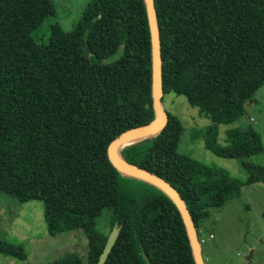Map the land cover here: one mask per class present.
Instances as JSON below:
<instances>
[{
  "label": "trees",
  "instance_id": "obj_1",
  "mask_svg": "<svg viewBox=\"0 0 264 264\" xmlns=\"http://www.w3.org/2000/svg\"><path fill=\"white\" fill-rule=\"evenodd\" d=\"M163 96H184L213 126L206 150L225 159L263 152L253 129L217 125L245 115L264 86V0H153ZM49 0H0V192L40 201L50 235L85 231L93 212L109 211L120 233L105 264H195L174 202L157 186L117 171L107 156L122 133L151 123L152 47L144 0H92L78 24L48 36ZM167 113V112H166ZM181 124L167 113L156 135L119 151L126 163L169 184L196 231L209 210L238 198L241 183L177 152ZM246 184H264V167L243 164ZM108 234L88 239L97 264ZM56 264H84L78 257Z\"/></svg>",
  "mask_w": 264,
  "mask_h": 264
},
{
  "label": "rangeland",
  "instance_id": "obj_2",
  "mask_svg": "<svg viewBox=\"0 0 264 264\" xmlns=\"http://www.w3.org/2000/svg\"><path fill=\"white\" fill-rule=\"evenodd\" d=\"M54 15L44 22L40 35L48 36L57 24L63 32L71 31L92 0H49ZM163 109L178 118L181 134L177 152L206 166L225 171L242 185L238 198L219 210H209L198 224L197 237L204 264H264V184L250 183V173L243 164L264 167V86L246 103L245 115L231 124L217 125V144L226 147L230 130L251 128L262 140L263 152L244 159H225L206 150L204 134L213 126L211 120L188 104L184 96H162ZM40 201L20 203L0 192V264H56L64 257H78L88 264V239L109 233V211H95L88 218L85 231L49 234ZM72 258V259H73Z\"/></svg>",
  "mask_w": 264,
  "mask_h": 264
},
{
  "label": "water",
  "instance_id": "obj_3",
  "mask_svg": "<svg viewBox=\"0 0 264 264\" xmlns=\"http://www.w3.org/2000/svg\"><path fill=\"white\" fill-rule=\"evenodd\" d=\"M146 6V12L149 22L150 28V36H151V47H152V99H153V108L156 114L155 119L144 126L133 128L128 130L117 138H115L108 146L107 149V156L113 167L119 171L120 173L135 177L138 179H142L149 183L154 184L159 189H161L176 205L178 211L181 214L183 219L185 229L187 232V236L190 242V246L192 249L193 257L195 264H204L202 254H201V246L200 242L197 237V231L194 226L193 220L189 214V211L179 197L178 193L172 188L169 184L165 181L160 179L159 177L140 169L132 164L126 163L118 155L116 154V149L120 146L125 144L127 141H132L129 144L121 147L124 148L129 146L135 142L148 138L150 136L156 135L161 131V129L167 123V113L162 107V81H161V50H160V39H159V31H158V24L156 18V12L154 7L153 0H144ZM159 129V130H158ZM155 130H158L154 133ZM120 149V150H121ZM119 150V151H120ZM120 233V227L115 225L112 230L110 231L104 248L98 258L97 264H105L108 254L111 252L113 246L115 245L117 238Z\"/></svg>",
  "mask_w": 264,
  "mask_h": 264
},
{
  "label": "bare ground",
  "instance_id": "obj_4",
  "mask_svg": "<svg viewBox=\"0 0 264 264\" xmlns=\"http://www.w3.org/2000/svg\"><path fill=\"white\" fill-rule=\"evenodd\" d=\"M158 130H159V129H158ZM158 130H155L154 133H156ZM130 142H132V141H127L125 144L120 145V146L116 149V154L118 155V152H119V150L121 149V147H123V146L129 144Z\"/></svg>",
  "mask_w": 264,
  "mask_h": 264
}]
</instances>
